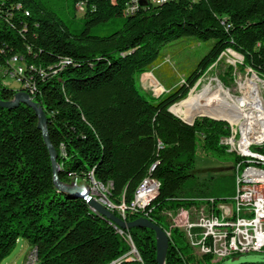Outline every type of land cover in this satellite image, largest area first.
Segmentation results:
<instances>
[{
    "label": "trees",
    "instance_id": "obj_1",
    "mask_svg": "<svg viewBox=\"0 0 264 264\" xmlns=\"http://www.w3.org/2000/svg\"><path fill=\"white\" fill-rule=\"evenodd\" d=\"M78 1L68 0L66 15L49 0H7L0 11V66L6 69L21 55L28 69L46 71H30L37 87L32 98L45 111L60 181L111 183L108 201L119 205L133 199L143 178H157L160 191L148 214L126 219L145 215L170 232L165 264H191L184 231L163 212L188 210L209 198L216 209L232 200L241 157L219 145L221 136L231 134L228 121L200 116L189 123L170 107L187 97L228 48L243 57L239 69L264 78V0H173L132 15L125 14L123 1L86 0L79 17ZM185 36L214 44L184 83L147 98L140 75L163 62L162 46ZM234 69L229 65L227 72ZM18 90L0 77V99L10 100ZM199 144L206 152L233 155L232 173L200 182L193 173ZM253 149L264 154V143ZM118 229L83 197L56 186L35 110L24 103L0 106V261L25 238L37 250V264H111L133 246L139 259L119 264H158L154 230L133 227L122 235Z\"/></svg>",
    "mask_w": 264,
    "mask_h": 264
},
{
    "label": "built area",
    "instance_id": "obj_2",
    "mask_svg": "<svg viewBox=\"0 0 264 264\" xmlns=\"http://www.w3.org/2000/svg\"><path fill=\"white\" fill-rule=\"evenodd\" d=\"M111 1L115 3L123 1L126 15L135 14L140 8L146 6L140 4L141 0ZM146 1L147 5H158L173 0ZM6 2L7 0H0V11ZM76 11L78 15L85 13L86 0H79L76 3ZM55 68L53 73L58 70L57 64ZM31 70L40 76L47 75L45 70L38 69L33 65L28 69L21 55L11 58L4 73L6 76L18 80L21 83V89L27 91L32 97L37 87ZM230 126L231 134L221 136L219 145L241 157V160L236 164V193L231 200L232 203H221L217 205L218 211H216L209 205L213 202V198H209L201 204L199 210L196 208L193 211L186 210L184 221L181 222V227L193 248L203 255H215L220 260L242 253L264 252V154L254 151L253 143L246 148L247 150H243L239 142L232 140L234 127L232 123ZM259 143L258 145L263 144L264 140ZM111 186V183L107 185L108 192ZM160 186L161 182L157 178L148 175L139 183L130 202L123 201L119 205H114L110 202L107 204L104 200V203L112 211L117 209L125 220H127V214L145 213L147 215L152 201L159 194ZM142 217L148 218L145 215ZM118 231L123 235V229L120 228ZM167 233L170 236V232L167 231ZM127 239L131 240L130 235H127ZM131 253H134L133 257L129 256ZM125 259H139L134 246L130 253L111 264H119ZM37 260V250L33 248L29 254L28 264H37Z\"/></svg>",
    "mask_w": 264,
    "mask_h": 264
},
{
    "label": "rangeland",
    "instance_id": "obj_3",
    "mask_svg": "<svg viewBox=\"0 0 264 264\" xmlns=\"http://www.w3.org/2000/svg\"><path fill=\"white\" fill-rule=\"evenodd\" d=\"M49 4L57 10L63 9L66 15L70 14L71 8L68 4V0H49ZM79 16L82 15H78V17ZM96 33L100 34L99 32ZM213 44V39L202 40L192 36L181 37L166 43L164 46H162L160 51L163 62L154 67L152 70L142 73L139 77L138 84L139 86H141L143 93L147 98L149 96L159 97L167 93L169 91V87L184 83L186 75L197 66L199 61L209 52ZM242 60L243 57L239 53L235 52L231 48H228L220 55L218 60L208 68V70L190 90L187 97L182 99L181 102L188 99L192 94L200 91L204 86L214 88L218 82L222 84L224 88L228 89L229 92L234 96H248L250 95L248 87L250 86L252 81H254L257 82L260 87V103L261 106H263L264 78L258 75L256 72L252 71L250 68H247L245 70L239 69L238 65L242 62ZM229 65H233L235 68L231 73L227 72ZM4 72L5 67L0 66V77L2 79H5V84L12 89H20L21 83L10 76H6ZM255 73L260 78H258ZM178 103H180V101L172 105L170 109L172 110V107H174ZM172 112L174 111L172 110ZM174 114L181 117L185 121L190 122L192 120H187L176 112H174ZM207 115L215 118L212 114ZM200 116L201 115H197L195 117ZM224 120L228 121L229 124L230 122H232L231 120ZM233 127L237 132L236 140L238 141L241 137L240 127L237 123L233 124ZM258 144L260 143H253L252 145L254 146ZM233 164L234 157L233 155L227 153V151L206 152L199 144L195 154V168L193 169V173L200 182H205L212 178L219 177L220 175H227L229 173H232ZM73 184L74 183H72L71 185ZM75 184L81 186H89L92 196L96 197L99 200L101 199L102 201L105 200L107 204H110L107 198V187H102L100 184L94 183L93 181L85 183L81 179L76 180ZM231 203L232 202L230 200L229 204ZM200 207L201 204L199 206H192L188 210L193 211L195 208L199 210ZM182 210L183 209H179L177 211L165 210L163 212L168 222L176 226L177 224L175 223V220L171 218L176 217L175 215L178 214L179 218L177 222L180 223V225L177 227H179L181 230H183L181 227V222L184 221L186 211L185 209V211ZM187 241L191 246L188 238ZM191 248L194 256V260L191 262V264H234V262L236 261H257L264 259V252H255L233 255L224 258L221 261L220 258L212 255L213 258L211 260H208L206 256L200 253L196 248H193L192 246ZM32 249L33 247L27 239L20 238L14 248L10 251V253H8L0 261V264H28L29 254L31 253ZM129 256L133 257L134 253H131Z\"/></svg>",
    "mask_w": 264,
    "mask_h": 264
},
{
    "label": "bare ground",
    "instance_id": "obj_4",
    "mask_svg": "<svg viewBox=\"0 0 264 264\" xmlns=\"http://www.w3.org/2000/svg\"><path fill=\"white\" fill-rule=\"evenodd\" d=\"M248 90V96H234L218 82L214 88L204 86L185 101L176 104L172 110L187 120L197 115L212 114L216 119L237 123L241 137L236 140L237 132L233 128L232 140L239 142L240 147L247 150L252 143L264 140V110L260 103V87L257 82L252 81Z\"/></svg>",
    "mask_w": 264,
    "mask_h": 264
},
{
    "label": "water",
    "instance_id": "obj_5",
    "mask_svg": "<svg viewBox=\"0 0 264 264\" xmlns=\"http://www.w3.org/2000/svg\"><path fill=\"white\" fill-rule=\"evenodd\" d=\"M147 3L148 2L146 0L140 1L141 5H147ZM21 103L31 106L35 110L36 115L38 116V128L43 133L44 141L50 153V157L52 160V166H53L54 181H55L56 186L64 192L73 193L75 195L83 197L87 201L88 205L93 210L98 212L104 218L114 222L115 225L121 229L127 230L133 227H145V228L154 230L156 234L157 263L165 264L166 255H167V251L169 247V235L167 231L162 226L156 224L154 221L146 217L141 216V217H137L134 220L128 221V220H125L117 216L112 210H110L105 205V203L100 201L101 199L99 200L96 197L92 196L89 186H81L75 183L73 185H68V184L61 182L58 177V173L61 167L59 163L57 162V152L55 148L53 147L50 141L49 135H48L47 117H46V114L43 108L38 104V102L33 100V98L29 95V93L25 91L24 89H19L15 93L14 97L10 100L0 99V106L5 107V108H13V107L19 106V104ZM170 111L172 112L171 109ZM201 116H207V115H201ZM195 118L196 117H194L190 122L189 121L187 122L193 123ZM221 120H224V119H221ZM93 182L95 183L96 181H93ZM240 262L242 261H236L234 262V264H237Z\"/></svg>",
    "mask_w": 264,
    "mask_h": 264
},
{
    "label": "crops",
    "instance_id": "obj_6",
    "mask_svg": "<svg viewBox=\"0 0 264 264\" xmlns=\"http://www.w3.org/2000/svg\"><path fill=\"white\" fill-rule=\"evenodd\" d=\"M2 82L5 84V79H2ZM182 211H185V210H182ZM181 214H182V212H181ZM175 216H176V217L171 218V219L175 220V223L177 224V226H179L180 223L177 222V221H178V218H179V215L177 214V215H175Z\"/></svg>",
    "mask_w": 264,
    "mask_h": 264
}]
</instances>
